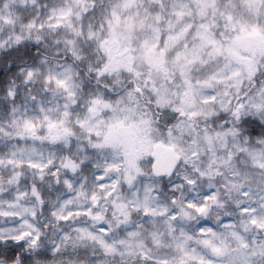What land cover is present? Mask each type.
I'll list each match as a JSON object with an SVG mask.
<instances>
[{"label":"snow or ice","instance_id":"1","mask_svg":"<svg viewBox=\"0 0 264 264\" xmlns=\"http://www.w3.org/2000/svg\"><path fill=\"white\" fill-rule=\"evenodd\" d=\"M0 264H264V0H0Z\"/></svg>","mask_w":264,"mask_h":264}]
</instances>
